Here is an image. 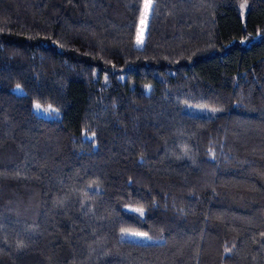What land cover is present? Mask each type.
Returning <instances> with one entry per match:
<instances>
[{
  "label": "trees",
  "instance_id": "trees-1",
  "mask_svg": "<svg viewBox=\"0 0 264 264\" xmlns=\"http://www.w3.org/2000/svg\"><path fill=\"white\" fill-rule=\"evenodd\" d=\"M142 9L0 0V264H264V0Z\"/></svg>",
  "mask_w": 264,
  "mask_h": 264
},
{
  "label": "rangeland",
  "instance_id": "rangeland-1",
  "mask_svg": "<svg viewBox=\"0 0 264 264\" xmlns=\"http://www.w3.org/2000/svg\"><path fill=\"white\" fill-rule=\"evenodd\" d=\"M148 2H149V0H143V9H142L143 12H142L140 25H139L137 35H136V40H135V45L138 48H141L143 45V39H144V34H145V25L147 22V16H148L149 11H150V7H148L147 9L145 7L146 3H148ZM240 10H241V17L243 19L244 8L241 7ZM145 16H146V20L144 21V23H141L142 19ZM117 79L119 81H123L124 75L119 74L117 76ZM14 91L16 93H20L19 87H16L14 89ZM35 105H37V103H33L31 109H32V112L35 113L36 115L43 117V118H57L58 117V112L52 106L39 104L40 110L38 111L36 109ZM182 109L185 113H187L189 115L205 117V118H212L218 114V112L216 110L204 108L201 106L185 105V106H183ZM126 210L137 215V216H139V217H142L144 215L143 210H142V214H141V211H140L141 209L127 208ZM118 237L122 241H128V242L138 243V244H153V243L159 242V240L151 238L147 234L135 233V232H129V231L120 232Z\"/></svg>",
  "mask_w": 264,
  "mask_h": 264
},
{
  "label": "snow or ice",
  "instance_id": "snow-or-ice-1",
  "mask_svg": "<svg viewBox=\"0 0 264 264\" xmlns=\"http://www.w3.org/2000/svg\"><path fill=\"white\" fill-rule=\"evenodd\" d=\"M145 7H146V9H147L148 7H150V0H149L148 3H146ZM145 20H146V16L142 19L141 23H144ZM35 107H36V109H37L38 111L40 110V105H39V104L35 105ZM140 211H141V214H142V210H140Z\"/></svg>",
  "mask_w": 264,
  "mask_h": 264
}]
</instances>
